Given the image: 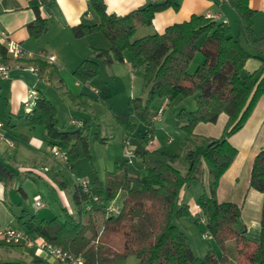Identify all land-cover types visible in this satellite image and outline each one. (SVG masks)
I'll list each match as a JSON object with an SVG mask.
<instances>
[{
	"label": "trees",
	"instance_id": "1",
	"mask_svg": "<svg viewBox=\"0 0 264 264\" xmlns=\"http://www.w3.org/2000/svg\"><path fill=\"white\" fill-rule=\"evenodd\" d=\"M229 4L240 18L251 52L232 35V28L227 23L201 15L169 26L162 34L135 39L140 28L153 25L157 14L171 8L178 10L177 0L151 1L125 16L109 15L103 0H92V9L100 22L74 27V37L81 39L97 34L105 37L111 49L96 50V55L108 65L124 62L126 53L135 62L143 60L147 98L130 99V113L115 116L116 123L125 133L131 135L136 131L137 124L132 121L135 116L149 127L142 140L151 142L154 135L151 107L164 99L174 102L178 98L196 96V110L182 109L177 115L182 130L189 136L198 124L215 123L221 114H226L228 121L221 138L210 139L199 155L189 154L187 174L175 167L178 156L158 149L146 150L141 154L146 173L140 189L131 186L129 161L126 160L115 164L114 169L107 172L104 182L95 180L89 191L85 192L78 185L73 194L78 217L66 213L63 219L39 220L33 216L25 221L28 215L24 214L19 219L24 231L72 252L83 258L85 264H109L132 256L139 264H230L226 252L229 241L236 242L239 264H264V205L260 240L254 243L246 237L245 229L238 228L241 208L234 203L218 201L220 180L238 155V149L230 139L244 128L264 95V36L260 38L254 32L255 12L250 8L249 0H229ZM33 8L36 20L28 29L31 37L40 39L47 33V22L41 18L39 6L33 4ZM0 52L7 58L6 48L0 47ZM198 53H202L205 60L194 74H190L189 67ZM252 58L259 60L261 67L243 77L246 63ZM33 64L45 66L40 60H34ZM99 73L100 65L96 61L85 60L73 75L77 82L87 85ZM25 123L29 128L42 126L46 129L52 149L57 147L67 155L65 167L71 169L82 159L93 162L90 138L84 129L73 126L72 131H62L56 109L47 98L36 100ZM108 140L101 131L93 135L94 142L107 144ZM206 169L207 191L200 196L198 206L202 208L207 229L222 254L218 256L215 251H209L204 257H197L189 237L175 224V218L192 217L191 207L182 201V192L193 182L204 184ZM13 178V172L0 160V183H8ZM61 185L65 188L66 183L61 182ZM250 186L264 194V149L254 160ZM121 198L120 214L109 215L106 211L109 203ZM87 215L90 217L85 220ZM109 236H121L123 248L117 249L115 241L108 240ZM41 261L36 258L33 264Z\"/></svg>",
	"mask_w": 264,
	"mask_h": 264
},
{
	"label": "crops",
	"instance_id": "2",
	"mask_svg": "<svg viewBox=\"0 0 264 264\" xmlns=\"http://www.w3.org/2000/svg\"><path fill=\"white\" fill-rule=\"evenodd\" d=\"M103 1L106 5L107 13L117 16H125L151 2V0ZM159 1L162 2L163 0ZM177 2L179 4L178 10L171 8L161 12L156 15L151 27L141 28L140 31L144 32L143 37L154 33L162 34L169 26L188 21L193 15H201L206 18H212L216 22L227 23L232 28V35L240 40L247 51L251 52V47L247 43L243 33L240 18L231 8L229 0H177ZM249 3L250 8L255 12L253 18L254 32L261 38L264 36V0H249ZM33 4L39 6L41 18L47 22V33L40 39L31 37L28 29L29 24L36 20ZM99 22L98 15L92 9V0H0V47L7 48L9 43H16L21 45L25 51L35 56L34 59L25 58L16 60L8 53L7 58H3L0 52V65L10 68L9 77L6 79L0 78V121L3 124V128L0 130V150L1 140L4 138L6 140L8 138L13 140L11 143L13 146L9 147V150L4 153L5 157L0 151V160L9 171L13 172L14 177L16 173L8 167L4 158L13 159L15 164L22 166L21 171L27 178H32L31 174L38 172L36 175L40 176L41 179H48L50 182L53 179L56 181L60 179L62 169L65 168V162L53 155L50 138L46 129L42 126L36 128L26 126V115L31 111H27L25 104L31 92L37 93V99L41 97L47 98L54 105L57 118L59 113L55 104L65 98L71 99L78 110L75 113L71 112L69 124L65 123L64 126L65 128L68 126L72 128L73 122L75 120L79 121L83 123L82 128L85 135H88L90 138V132L88 131L94 124L93 121H100L96 105H98L97 103H104L105 98L109 99L111 96L108 83L115 84L127 70L133 72L131 76L133 80L136 78L135 74L138 71H136L135 67L136 63L140 60L135 62L129 53H126L124 62H115L111 65L106 64L103 59L97 57L96 50L109 51L111 49L110 43L101 34L81 39L74 37L72 32L74 27L81 24L94 25ZM202 42L203 39L200 40L198 45H201ZM40 52H46L55 56L56 61L51 64L48 60L40 58ZM34 60H40L42 63H45V66L36 67L33 64ZM85 60H94L100 65L99 75L87 85L77 82L73 75L74 71ZM204 60V56H198L197 54L189 67V73L194 74L191 73V68L193 67L192 69L197 70ZM260 67L261 62L252 58L246 63L242 76L247 77ZM105 68V71L109 74V79L107 78L109 82L105 81L103 85V83H99L102 71ZM69 76L74 79V87H71L67 82ZM147 95L148 91L145 89L139 97L135 95L134 97H130V99L142 98L146 100ZM75 97L81 99L74 100L73 98ZM190 99L178 98L174 102L166 99L159 101L162 105L156 107L155 113V110H152V118L163 107L162 121H157V123L162 124L158 131L170 132L172 135H170L171 138H169L166 144H160L155 136L156 128L154 123L156 122L153 121V140L151 141V145H147L144 149V151L158 149L165 151L169 155L178 156L179 159L175 163V167L183 174H187L190 169L189 154L193 153L197 156L208 146L210 139L221 138L228 121V116L221 114L217 122L200 123L195 127L192 136L187 135L182 130L177 115L182 109L186 111L196 110V96ZM167 110L173 115L170 118L166 117ZM76 114H79V116ZM115 116L120 115L115 114ZM58 122L60 126L59 119ZM134 123L139 128V123ZM19 128L25 129L24 131L27 134L25 138L17 134ZM99 128L100 126L97 127V132L101 131ZM60 129L62 131H69ZM148 130L149 127L145 126L141 134V142H144L142 139ZM131 135L124 132V139H127L125 141L126 144L129 143ZM175 135L180 137L179 142L176 141ZM230 143L238 149V155L220 180L218 201L220 203H234L241 208L242 218L238 228L245 229L246 237L252 242L258 243L261 232L264 194L252 189L250 183L254 160L261 150L264 149V95L259 100L244 128L231 137ZM14 149H16V152L13 151ZM20 151L26 154V156L20 155ZM135 153L138 154L141 151H136ZM115 164L121 163L117 162ZM76 165L77 163L71 169ZM107 172L110 171L106 170L102 177H96L94 180L89 179L91 187L95 180L104 182ZM144 178L145 175L140 179L144 181ZM207 178L208 172L206 169L204 184L193 182L182 192V201L191 207L193 214L191 218L196 221L197 219L194 217L195 209L198 206L200 196L207 191ZM10 182L0 183V194L4 192V187L10 184ZM78 185H76L75 191ZM24 211L26 210L23 209ZM27 214L28 219L25 221L33 217L29 213ZM22 216L23 213L17 214L15 209L10 208L2 199L0 200V229L13 228L23 230L20 223L18 227L14 226L16 220L19 221ZM179 221L182 225L180 228L189 237L188 234L192 230L190 224L185 222L184 219ZM1 244L0 247L8 249L16 248ZM36 258L42 260L39 264H60L45 254H41L37 249L31 255L19 253L15 250L1 251L0 249V263L18 262L33 264ZM134 264H139V262H135Z\"/></svg>",
	"mask_w": 264,
	"mask_h": 264
},
{
	"label": "rangeland",
	"instance_id": "3",
	"mask_svg": "<svg viewBox=\"0 0 264 264\" xmlns=\"http://www.w3.org/2000/svg\"><path fill=\"white\" fill-rule=\"evenodd\" d=\"M144 28V27H143ZM138 30L135 39L143 37L144 32ZM197 56V55H196ZM194 57V59L196 58ZM198 56H203L202 53H198ZM193 59V61H194ZM192 61V62H193ZM136 78L133 80L132 75L133 72H129L127 70L126 73H123L119 80L112 84L108 81L109 74L105 71H102L100 83L104 85L105 81L109 83V90L111 92L110 98H105L104 103H97L96 110L98 111L100 121H93L92 127L89 129L90 132V151L92 154L93 162L89 159L80 160L77 165L73 168H63L60 179L50 180L41 179L40 176L36 175L38 172H33L32 178H27L25 174L21 171L22 166H18L14 163L13 159L4 158L8 167L11 168L16 176L13 181L10 182L7 186L4 187V192L0 194V200L4 201L10 208L15 209L17 214H27L29 213L31 216H36L39 220L47 219L51 220L58 216L59 218H64L66 213L78 217L77 207L73 201V194L76 189V185L79 183H83L84 181H89V179L94 180L96 177H102V175L106 172V170H113L115 167V163H123L125 160H128L125 157L124 149L127 145L124 139V130L118 126L115 121V114L117 115H127L130 113L129 109V99L130 97H134L137 95L139 97L143 91H145L144 85V73H143V60H140L136 63ZM193 68V67H192ZM191 68V73H195L194 69ZM108 78V79H107ZM67 82L71 87H74V79L70 76L67 78ZM191 97L187 98L190 99ZM191 100V99H190ZM57 106L58 111V119L60 121V128L64 130L72 131L71 126L65 128L64 124H69L70 116L72 113L78 110V108L73 104L71 99L65 98L60 102L55 104ZM162 103L157 101L151 107V111L155 110L156 107L161 106ZM111 107V108H110ZM163 108V107H162ZM96 111V112H97ZM156 110L154 111V113ZM91 115V113H89ZM79 116V114H76ZM173 116L170 111H166V117ZM132 120L134 122L139 123V128L136 129L134 135L130 136L128 148L133 151H141V153L136 154L135 156L129 160V177L131 180V186L134 189H140L143 186V181L140 179L146 173L145 171V163L142 158V153L147 145H151L152 142L146 143L141 142V134L143 133L145 126L137 117L133 116ZM154 123L156 131L155 136L160 144L167 143L169 138H171L170 132L158 131L161 128V123ZM100 126V130L103 136L109 138L107 144H101L93 141V135L97 132V127ZM138 127V125H137ZM41 128V127H40ZM42 129V128H41ZM25 129L19 128L17 134L20 137H26L27 134L24 131ZM174 133V132H173ZM3 135V134H2ZM176 141H180V137L175 135ZM156 140V142H157ZM13 140L4 138L1 140V152L4 154L9 150ZM48 150V146L46 147ZM14 149L13 151H15ZM20 155L26 156L22 151H20ZM5 157V154H4ZM65 164V163H64ZM38 171V170H37ZM61 182H65L67 184L66 188L62 187ZM90 182V181H89ZM53 183V184H52ZM4 186V185H3ZM193 192V190H191ZM122 201V198L119 200ZM41 202L44 208H40L37 206V203ZM23 209L26 211L23 212ZM65 209V210H64ZM28 215V214H27ZM90 216L87 215L85 220H87ZM28 219V216L26 217ZM184 218L185 222H188L191 227V231L189 232V239L192 245V249L194 254L197 257H204L209 251H215V253L220 256L222 254L221 248L217 245L214 237L210 234L208 239H203L202 235L208 232L207 225L205 224H197V221L192 218L188 219ZM175 224L179 227H182L181 222L175 218ZM19 221L16 220L14 223L15 227H18ZM108 240L115 241V247L117 249H122L124 246V241L121 236H109ZM11 248V247H9ZM1 251L3 250H15L19 253H27L29 255L33 254L37 248H26V247H16L12 249H8L5 247H0ZM226 252L230 261V264H239L236 242L229 241L226 245ZM135 262H139V260L132 256L125 260L116 261L109 264H134Z\"/></svg>",
	"mask_w": 264,
	"mask_h": 264
},
{
	"label": "built area",
	"instance_id": "4",
	"mask_svg": "<svg viewBox=\"0 0 264 264\" xmlns=\"http://www.w3.org/2000/svg\"><path fill=\"white\" fill-rule=\"evenodd\" d=\"M153 2H158L159 0H151ZM7 53L12 56L16 60L22 59H34L35 56L32 53L25 51L21 45L16 43H9L7 48ZM40 58L48 60L49 63H54L56 61L55 56L50 55L46 52L39 53ZM34 70V69H33ZM10 68L7 66L0 65V78H8L9 77ZM35 71V70H34ZM97 93V91H95ZM37 100V93L31 92L27 101L26 108L27 111H31L35 105ZM164 113V108H160L158 112L155 114L153 121H162ZM73 126L83 127V123L79 121H74ZM3 128V124L0 121V130ZM128 143L125 146L124 154L125 157L130 160L135 156V153L131 151L128 147ZM53 155L59 159H62L65 163H67L68 157L65 153H63L59 148L55 147L52 149ZM91 183L89 181H84L83 183H79V186L83 188L85 192L90 190ZM95 200H98L97 198ZM37 206L40 208H44L41 202L37 203ZM122 210V203L119 199L113 200L106 208V211L109 215H118ZM194 217L197 219L198 223L205 224L206 220L203 215V210L200 206H196ZM210 237L209 231L202 235L203 239H208ZM0 242L14 247H26V248H37V250L41 254H45L46 256L54 259L60 264H85L83 258L75 256L72 252L65 250L59 246H55L48 241H46L42 237L34 238L30 234H28L24 230L19 229H0Z\"/></svg>",
	"mask_w": 264,
	"mask_h": 264
}]
</instances>
